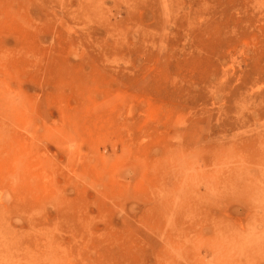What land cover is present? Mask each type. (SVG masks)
<instances>
[{
    "label": "rangeland",
    "instance_id": "1",
    "mask_svg": "<svg viewBox=\"0 0 264 264\" xmlns=\"http://www.w3.org/2000/svg\"><path fill=\"white\" fill-rule=\"evenodd\" d=\"M0 264H264V0H0Z\"/></svg>",
    "mask_w": 264,
    "mask_h": 264
}]
</instances>
